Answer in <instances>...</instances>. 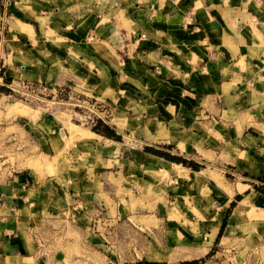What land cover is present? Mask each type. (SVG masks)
Wrapping results in <instances>:
<instances>
[{"label": "crops", "instance_id": "1", "mask_svg": "<svg viewBox=\"0 0 264 264\" xmlns=\"http://www.w3.org/2000/svg\"><path fill=\"white\" fill-rule=\"evenodd\" d=\"M0 71L89 94L111 107L101 120L144 145L89 126L55 175L0 177V264H37L27 248L43 225L86 235L91 219L115 259L151 248L171 264H264V191H251L264 180V0H0ZM155 144L198 169L143 150ZM134 178L164 197L141 213L155 226L112 223L122 210L105 202Z\"/></svg>", "mask_w": 264, "mask_h": 264}, {"label": "rangeland", "instance_id": "2", "mask_svg": "<svg viewBox=\"0 0 264 264\" xmlns=\"http://www.w3.org/2000/svg\"><path fill=\"white\" fill-rule=\"evenodd\" d=\"M10 82L11 79L5 77L0 71V177H4L6 173L11 175L16 171L24 170L30 171L38 179L46 175H55L57 166L62 167L68 164L67 151L77 141L89 136L88 127L90 126L92 130L94 126L89 123L90 118L100 120L116 135V137H110L98 133L101 136L119 142V146L129 147L131 151H142L141 148L144 145L139 139L130 135L117 134L109 123L105 122H108V118L112 115L110 105L102 101L96 103L90 101L89 94L67 86L57 87L50 83L19 79ZM16 108L24 112L15 110ZM38 132H41V135ZM39 136L43 138L39 139ZM39 143L42 147L37 145ZM155 146V151L178 157L185 162L192 161L177 155V152L168 145L155 144ZM138 157L140 159V156ZM183 165L190 166L185 163ZM151 173L159 180H168L165 169H153ZM180 173L179 171L178 174L181 175ZM213 176L215 179L219 177L218 174ZM226 176L229 182L235 178L231 174ZM251 189V191L255 189L264 191V180L255 179ZM117 191L121 199L118 201L107 199L105 202L107 207H115L113 204L115 202L116 207L122 210L119 216H110L113 224L128 222L133 225L132 222H134L147 226L156 225V220L141 216V213L146 210L156 209L158 204L162 207L164 202L163 195L157 192L148 180L134 178L133 181L127 182L123 179V184L121 188L118 186ZM128 213H140V216L139 218L127 217ZM93 224H96V221L91 219L90 226L93 229H90L91 238L90 234L85 235L79 224L75 222L60 220L57 223L45 224L42 226V233H36L39 237L34 236L37 249L30 242L27 250L36 252L40 258L37 264H171L164 261L162 252L156 253L158 250L151 248L138 249V252L134 250L132 253L129 248L116 249L115 252L119 255L115 259L114 249L109 247L108 243L103 247L95 241L93 233H98L99 230ZM174 264L187 263L176 261Z\"/></svg>", "mask_w": 264, "mask_h": 264}, {"label": "trees", "instance_id": "3", "mask_svg": "<svg viewBox=\"0 0 264 264\" xmlns=\"http://www.w3.org/2000/svg\"><path fill=\"white\" fill-rule=\"evenodd\" d=\"M92 130L97 132V133H100V134H103L105 136H110V137H116L115 133L105 124H103L100 120H97L96 121V124L92 127ZM145 151L146 152H150L152 154H155L157 156H160V157H163L169 161H172V162H177V163H182V164H187V165H190L189 167H191L193 170H197L199 165L192 162V161H187L185 162L184 160L182 159H179L178 157H173V156H170L168 154H165V153H161L159 151H155V149H152V148H145Z\"/></svg>", "mask_w": 264, "mask_h": 264}, {"label": "built area", "instance_id": "4", "mask_svg": "<svg viewBox=\"0 0 264 264\" xmlns=\"http://www.w3.org/2000/svg\"><path fill=\"white\" fill-rule=\"evenodd\" d=\"M89 123H91V125L93 126V125H95V123H96V120H95V119H93V118H90V121H89Z\"/></svg>", "mask_w": 264, "mask_h": 264}]
</instances>
